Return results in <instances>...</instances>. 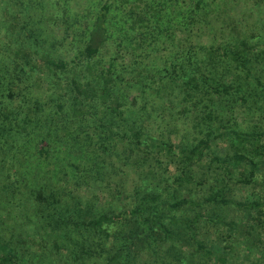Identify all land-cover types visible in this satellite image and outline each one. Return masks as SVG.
Returning a JSON list of instances; mask_svg holds the SVG:
<instances>
[{"label": "trees", "instance_id": "16d2710c", "mask_svg": "<svg viewBox=\"0 0 264 264\" xmlns=\"http://www.w3.org/2000/svg\"><path fill=\"white\" fill-rule=\"evenodd\" d=\"M75 1L0 0V264H264V0Z\"/></svg>", "mask_w": 264, "mask_h": 264}, {"label": "rangeland", "instance_id": "374dc122", "mask_svg": "<svg viewBox=\"0 0 264 264\" xmlns=\"http://www.w3.org/2000/svg\"><path fill=\"white\" fill-rule=\"evenodd\" d=\"M87 2V3H86ZM74 4V9H73V11H72V13L73 14H71V15H75L74 14V12L76 13V11H78V12H82V11H88V10H92L93 9V7L92 6H89V4H88V0L86 1V0H76L75 1V3H73ZM64 49V48H63ZM57 50H62L61 49V47L60 48H58ZM55 52H53V54H54ZM70 72V71H69ZM18 218H21V217H18ZM20 229V231L21 232H23L22 231V228L20 227L19 228ZM22 241V240H21ZM254 260H256L255 259V257L254 256H251L250 258H249V260L248 261H246L244 264H254Z\"/></svg>", "mask_w": 264, "mask_h": 264}]
</instances>
